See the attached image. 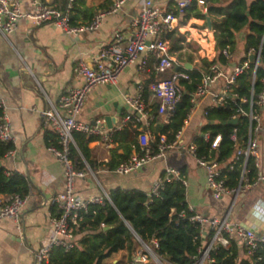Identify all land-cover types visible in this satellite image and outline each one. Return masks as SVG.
<instances>
[{
	"label": "crops",
	"instance_id": "obj_1",
	"mask_svg": "<svg viewBox=\"0 0 264 264\" xmlns=\"http://www.w3.org/2000/svg\"><path fill=\"white\" fill-rule=\"evenodd\" d=\"M64 1L66 0H21V7L24 11L32 12L37 3H46L62 9ZM175 1L153 0L162 10L169 9ZM110 3L111 0H76L71 15L72 23L80 24L90 20ZM196 7L203 11L201 6ZM139 8V0H128L116 14L103 19L99 30L77 35H67L52 23L34 25L28 20H22L16 31L0 36V102L9 117L13 137V149L10 154L0 158V166L5 169L6 174H21L29 184L26 204L19 220L5 218L0 221V264H35L33 252L47 241L49 218L56 210L53 197L63 188V166L47 149L49 140L46 139V132L50 130L44 126L40 112L49 109L51 105L56 106L61 93L80 84L74 75V66L78 60L90 64L100 50L112 42L116 30L126 37L130 35L132 22ZM183 19L184 15L178 18L176 29L172 32H181L184 40L178 42L180 48L171 51V39H168L170 53L186 68L201 69V63H192L191 52H198L200 47L196 44L197 48H194L192 45L195 40L187 37L186 21H192L194 27L188 29L195 31V35L199 36L196 33L198 31L207 32L206 40L210 41L205 48H209L206 58L208 61L216 60L217 56L213 29H208V25L204 27V19L190 17L182 23ZM245 33L246 28L236 33L235 51L228 62L222 65L227 73L244 60ZM185 49H190L191 52H186ZM185 56L187 59L183 60ZM199 58L201 61L204 57ZM152 65V57L147 70H140L136 63L131 64L119 75L117 83L99 84L87 94L79 115L81 120L91 124L99 120L106 128H115L113 136L125 127L131 132L125 141L121 136H117L116 140L112 136L109 142L104 141L100 135L86 136L91 138L87 142V148L92 167L83 161L84 176L75 179L77 196L83 199L105 198L115 188L139 189L148 193L165 169L172 167L185 172L186 200L191 210L205 216H222L228 213L231 220L239 223L243 220L248 223L247 227L255 226L257 232H264V222L259 223L251 215L254 203L257 200L264 202V180L250 188H242L236 196L229 194L215 199L208 189L205 169L197 165L192 156L176 150H170L164 157L154 159L128 174H118L114 171L116 166L110 167V161L113 159L116 162L117 155L124 152V147L134 137V132L146 127L144 117L140 119L138 127L130 119L129 115L133 113L126 97L136 94L138 86L149 79L153 73ZM144 100L151 113L157 104L156 99L149 91ZM210 103L211 98L206 96L191 112L189 120L183 126L184 141H192L200 136L202 126L206 124L203 111ZM31 107L35 109L31 110ZM261 117L264 121V109ZM106 118H109V124L105 121ZM258 139V173L264 177V132ZM134 151L135 148L131 147L130 155ZM7 197L9 195L0 194L2 199ZM238 242L241 243L239 240ZM122 257L127 259L126 250H119L107 259H111V264H119ZM107 259L104 264H107Z\"/></svg>",
	"mask_w": 264,
	"mask_h": 264
},
{
	"label": "built area",
	"instance_id": "obj_2",
	"mask_svg": "<svg viewBox=\"0 0 264 264\" xmlns=\"http://www.w3.org/2000/svg\"><path fill=\"white\" fill-rule=\"evenodd\" d=\"M75 1L66 0V4L62 9L46 3H37L35 10L28 12L22 9L21 0H0V36H7L16 31L22 20H28L34 25L52 23L67 35L96 31L100 29L106 16L116 14L128 0H111L108 7L101 9L90 20L80 24H73L71 19ZM139 2L140 8L133 19L130 35L126 37L116 30L112 42L104 46L90 64H87L84 60H78L74 66V75L80 81V84L61 93L56 106L51 105L49 109L40 112L44 126L56 136V144L48 146L47 149L63 166L64 183L62 190L53 197L57 213L49 218L50 231L48 239L33 252L35 264H45L54 247H61L64 251L69 250L74 245L73 230L80 219L78 213L86 210L90 204H103L104 199L109 200L108 197L83 199L75 193V179L83 177L84 171L77 170L70 158L71 147L75 146L74 135L76 133L85 136L100 135L104 141L109 142L115 131L113 127L106 128L103 126L99 120L95 124H91L79 118L87 94L99 84L117 83L119 75L131 64L136 63L140 70H147L149 59L152 57L153 65L151 69L161 77L155 79L149 85V91L152 97L156 99L157 114L162 115L171 110L178 101L183 90L181 81L190 82L191 78L188 73L190 69L178 62L176 57L170 53L169 42L165 35L167 32L176 29L178 18L184 15L185 10L193 2L201 6L203 11H206V0H176L167 10L160 9L153 0H139ZM222 54L228 62L231 54L226 49L222 50ZM252 54L255 57L250 60L248 56ZM259 62L260 50L255 51L252 48L248 51L247 58L228 73L224 71L223 63L219 61H212L206 69L193 67L201 72V78L190 95L192 106L184 120V124L189 120L191 112L200 100L206 96L211 98V103L204 108L203 116L205 119L207 111L213 107L224 105L229 100L237 104L236 98L238 96L233 92V87L237 83L238 76L251 65L254 72ZM262 82L261 90L254 95L253 73L250 95L240 98L241 104H247L248 108L238 103L230 118L238 120L239 117H247L249 126L246 144L244 147L236 149L234 158L238 159L241 156L245 162L248 158H253L257 169L259 167L258 136L264 132V121L261 117V111L264 109V78ZM126 102L131 112L136 115V121L140 122V119L144 117L147 123L146 127L142 128L137 136L138 148L116 166L114 170L116 173H131L154 159L164 157L168 151L176 150L181 154L192 156L197 165L205 169L207 186L215 199L229 194L236 196L242 188H250L264 180L263 175L257 173L256 179L250 182L244 176L245 168L243 167L238 186L230 188L226 185L222 170L224 168L231 170L233 163L232 161L217 162L211 158L210 153V149H214L219 145L220 135L212 138L207 154H199L197 143L194 140L188 142L183 140V127L172 140H168L165 134L159 135L156 146H152L150 144L152 136L148 129L152 116L144 100L142 84L138 86L136 94L126 97ZM0 107L2 109L0 114V141L12 143L11 124L2 102H0ZM34 109V107H31V110ZM200 136L205 140L210 138L208 132H202ZM10 153L11 151L6 155ZM173 178L180 180L184 186L186 185L185 176H181L179 170L167 167L163 175L153 183L147 194L149 196L158 195L163 188V183ZM25 204L26 196L19 194L10 195L6 199L0 198V221L5 218L18 221ZM193 212L189 220L198 225L201 236L204 237L207 230L212 231V236L207 241L202 240L192 264H203V262L210 264L209 251L212 245L220 243L226 246L231 238H238L247 247L248 254L257 250L259 244L264 245V232H257L255 226L247 227L231 220L228 213L222 216H205ZM251 215L259 223L264 222L263 201L257 200L254 203ZM147 249L149 248L147 247ZM146 258L147 254L137 252L126 264H135L137 260L144 263Z\"/></svg>",
	"mask_w": 264,
	"mask_h": 264
},
{
	"label": "trees",
	"instance_id": "obj_3",
	"mask_svg": "<svg viewBox=\"0 0 264 264\" xmlns=\"http://www.w3.org/2000/svg\"><path fill=\"white\" fill-rule=\"evenodd\" d=\"M66 1H64L63 4ZM206 12L198 9L193 4L185 10L184 19L195 17L206 20L210 17L215 49L216 60L220 63H227L222 54L226 49L232 54L236 48V33L246 28L243 42L244 57L250 49L260 50V62L253 72L252 65L237 78L233 92L237 94V104L228 101L226 104L216 106L207 111V123L202 126V132H208L209 140L197 136L194 141L197 143L199 154H207L210 143L214 136L220 135L219 145L210 149L211 158L217 162L232 161L231 170L224 168L222 175L225 183L230 188L238 186L242 168H245L244 176L253 182L258 173L253 158L246 162L240 156L235 159L237 148L244 147L247 140L249 122L247 117H239L235 124H224L230 120L235 112V107L242 105L248 108L247 104H241L242 96H249L252 87L251 81L254 73L253 92L256 95L262 88L264 78V0H206ZM73 11V9H72ZM72 19V18H71ZM207 26L205 21L204 27ZM165 37L171 39V51L180 48L178 42L184 40L181 32H167ZM212 61L206 58L201 59V69H206ZM190 82L182 80L183 90L174 107L166 113L159 115L155 105L151 111L152 119L148 129L152 136L150 144L156 146L158 136L165 134L168 140H172L175 134L183 127L184 120L188 116L192 104L190 95L200 81L201 72L198 69L188 70ZM160 75L153 73L143 84V96L149 94V85L158 79ZM0 107V114H1ZM136 127L140 122L136 121V115L130 114ZM214 121V123H211ZM128 128L117 131V136L125 141L130 134ZM124 147V152L118 156L116 162L110 161V167L114 168L120 162L127 159L131 153V147L138 148L137 136ZM234 136V138H233ZM48 146L56 144V136L46 132ZM90 137L76 133L74 135L75 146L71 147L70 158L77 170L85 171L84 160L92 167L89 157L87 142ZM13 149L12 143L0 141V158L4 157ZM181 176L185 172L179 169ZM163 175V174H162ZM29 192V184L25 178L17 173L6 174L5 169L0 166V194H19L26 196ZM109 200L104 199L103 204H90L86 210L78 213L80 219L74 228V245L67 251L61 247H54L50 252L49 259L45 264H104V260L119 250H126L127 259L130 261L137 253L138 240L140 239L152 248L155 256L162 262L168 264H192L197 255L198 247L202 240H209L212 231L207 230L204 237L199 232L196 223L189 218L193 215L186 200V187L178 179H171L163 183V188L156 196H149L139 189L123 190L112 189L108 194ZM56 214V210L53 211ZM146 254V252H142ZM210 264H264V245L259 244L257 250L248 254L247 247L239 243L236 238L228 240L226 246L214 243L209 251ZM143 264H156L148 255Z\"/></svg>",
	"mask_w": 264,
	"mask_h": 264
},
{
	"label": "rangeland",
	"instance_id": "obj_4",
	"mask_svg": "<svg viewBox=\"0 0 264 264\" xmlns=\"http://www.w3.org/2000/svg\"><path fill=\"white\" fill-rule=\"evenodd\" d=\"M185 27H186L185 30H188L187 37L195 40V43H193L194 45H192V46L194 48H197L196 44H198V46L200 47V50H198V52H191L190 49H185V50H186V52H191V54L193 56L192 63L200 64L201 61H200L199 56L207 58V53L209 52L208 51L209 48L207 50L205 49V48H207L208 44L210 43V41L206 40V38L208 37L207 32L206 31H203V32H199L198 31L196 33L199 34V36L195 35V31H193L192 29H188V28H193L194 27V26H192V21L191 20H187L186 21V26ZM186 59H187V56H185L183 58V60H186ZM241 224H243L244 226L248 225V223L243 221V220L241 221ZM146 246L149 249H147V247H145L143 244L139 243L138 247H137V252H146V254L155 262V260L151 256V254L155 255V253L153 252L152 248H150L148 245H146ZM106 261H107V264H111V259L110 258L107 259ZM127 262H128V259H126L125 257H122L121 258V262L119 264H126ZM157 264H168V263L159 261ZM203 264H207V263L203 262Z\"/></svg>",
	"mask_w": 264,
	"mask_h": 264
},
{
	"label": "water",
	"instance_id": "obj_5",
	"mask_svg": "<svg viewBox=\"0 0 264 264\" xmlns=\"http://www.w3.org/2000/svg\"><path fill=\"white\" fill-rule=\"evenodd\" d=\"M206 21H207L208 29H211L212 27H211L210 17H207V18H206ZM254 57H255V56L252 54V55L249 56V59H250V60H253ZM105 121L109 124V118H106ZM236 122H237V119L234 118V119L227 120V121H225V122H223V123H224V124H235ZM211 123H214V121H211ZM110 127H111V126H110ZM136 238H137V240H138L139 243H141V244H143L145 247H147L146 244L140 239L139 236L136 235ZM151 256H152V258L155 260V263H156V264L160 261L155 255H151ZM135 264H143V263H142L140 260H137V261L135 262Z\"/></svg>",
	"mask_w": 264,
	"mask_h": 264
}]
</instances>
